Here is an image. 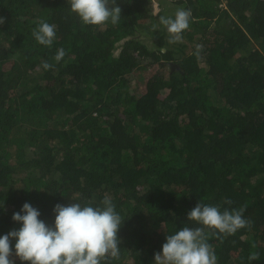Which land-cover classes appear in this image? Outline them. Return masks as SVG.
Returning a JSON list of instances; mask_svg holds the SVG:
<instances>
[{"label":"trees","instance_id":"obj_1","mask_svg":"<svg viewBox=\"0 0 264 264\" xmlns=\"http://www.w3.org/2000/svg\"><path fill=\"white\" fill-rule=\"evenodd\" d=\"M168 1L192 10L179 40L153 0H116L120 22L95 26L67 0H0V234L25 202L51 224L56 204L108 197L120 254L101 264H155L200 202L248 222L208 236L217 264H264V0Z\"/></svg>","mask_w":264,"mask_h":264},{"label":"clouds","instance_id":"obj_2","mask_svg":"<svg viewBox=\"0 0 264 264\" xmlns=\"http://www.w3.org/2000/svg\"><path fill=\"white\" fill-rule=\"evenodd\" d=\"M67 3L84 25L117 24L122 18L116 0H67ZM159 13L160 7L153 0L151 14L159 17L160 25L172 39L179 40L189 27L192 10L179 8L174 17ZM32 34L39 44L51 46L56 37L55 26L41 21ZM159 51L163 54L166 49L160 47ZM64 55V50L58 49L55 61L59 62ZM43 67L47 70L52 65L45 62ZM53 212L51 224L39 219V210L28 202L14 212L12 220L19 227L0 234V264H15L10 259L12 255L29 264H101L119 258L117 232L123 219L110 198L105 197L98 205L76 200L68 205L56 204ZM242 212L243 209L235 208L221 211L218 205L198 202L187 213V219L200 226H184L167 235L161 250L154 254L155 264H217L208 236L232 235L245 227L248 222ZM256 259L257 254H250L249 261Z\"/></svg>","mask_w":264,"mask_h":264},{"label":"rangeland","instance_id":"obj_3","mask_svg":"<svg viewBox=\"0 0 264 264\" xmlns=\"http://www.w3.org/2000/svg\"><path fill=\"white\" fill-rule=\"evenodd\" d=\"M155 2L158 3L159 6L164 8V12L163 13H165V14L163 16L170 17L171 14H174L176 12V10H177V8L174 7V5H172L168 0H155ZM159 26H162V25H160V23H159ZM200 47H201V45H199L198 48H200ZM194 55L200 61H202V62L204 61V58H203L204 56H203L202 52H198V54H194ZM156 70H157V72L160 75H164V76L167 75L166 72L164 73V71H167V70H162L161 68H158L157 66H156ZM148 75H150V74H144V78H147Z\"/></svg>","mask_w":264,"mask_h":264}]
</instances>
